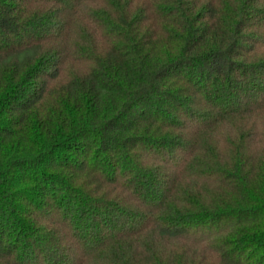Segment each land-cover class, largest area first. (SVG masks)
Here are the masks:
<instances>
[{
    "label": "trees",
    "instance_id": "16d2710c",
    "mask_svg": "<svg viewBox=\"0 0 264 264\" xmlns=\"http://www.w3.org/2000/svg\"><path fill=\"white\" fill-rule=\"evenodd\" d=\"M0 264H264V0H0Z\"/></svg>",
    "mask_w": 264,
    "mask_h": 264
}]
</instances>
